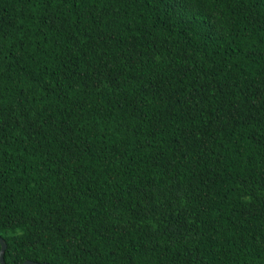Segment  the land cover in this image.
Instances as JSON below:
<instances>
[{
  "label": "trees",
  "instance_id": "trees-1",
  "mask_svg": "<svg viewBox=\"0 0 264 264\" xmlns=\"http://www.w3.org/2000/svg\"><path fill=\"white\" fill-rule=\"evenodd\" d=\"M4 264H264V0H0Z\"/></svg>",
  "mask_w": 264,
  "mask_h": 264
},
{
  "label": "water",
  "instance_id": "water-1",
  "mask_svg": "<svg viewBox=\"0 0 264 264\" xmlns=\"http://www.w3.org/2000/svg\"><path fill=\"white\" fill-rule=\"evenodd\" d=\"M5 248V243L3 242V239L0 237V264H4L3 262V250ZM20 264H50V263H46V262H34L31 260H25Z\"/></svg>",
  "mask_w": 264,
  "mask_h": 264
}]
</instances>
